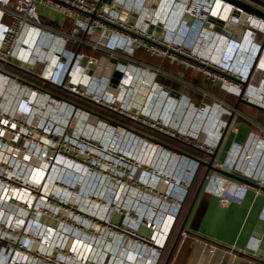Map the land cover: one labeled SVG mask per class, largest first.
I'll use <instances>...</instances> for the list:
<instances>
[{
	"label": "built area",
	"instance_id": "2783aa9c",
	"mask_svg": "<svg viewBox=\"0 0 264 264\" xmlns=\"http://www.w3.org/2000/svg\"><path fill=\"white\" fill-rule=\"evenodd\" d=\"M42 9L45 16L56 14L69 23L68 30L45 24ZM219 20L221 31L215 28ZM244 41L247 51L241 50ZM82 48L102 56L85 55ZM138 52L192 69L234 96L241 94L258 59L244 95L260 94H251L255 83L264 87V18L227 0H0V78L15 86L13 96L0 102V264H160L170 231H163L165 218L175 223L200 163L109 122L97 127V115L3 72L11 65L36 73L42 86L50 84L167 134L195 138L192 129L179 134L147 112L148 94L163 92L173 104L178 100L155 81L160 74L174 76L137 59ZM117 72L122 76L113 84ZM259 96L264 102V92ZM182 98L192 112L222 111L216 119L220 136L223 115L236 111L215 97L212 106L198 107ZM56 112V121L50 120ZM80 112L96 120L103 142L82 137L81 129L70 133ZM106 132L110 137L104 139ZM205 136L195 138L201 149L217 146ZM129 142L139 152L120 149ZM235 148L236 155L220 168L242 171L264 187V176L238 167L241 146ZM52 183L65 199L76 200L85 185L97 193L79 195V208H73L76 202L48 193L45 186ZM225 185L230 194L219 190ZM206 190L241 202L248 188L215 176ZM69 210L73 225L66 221ZM115 214L121 217L118 223ZM144 225L155 235H141ZM202 251L213 255L215 247L205 244Z\"/></svg>",
	"mask_w": 264,
	"mask_h": 264
},
{
	"label": "crops",
	"instance_id": "0c3cea01",
	"mask_svg": "<svg viewBox=\"0 0 264 264\" xmlns=\"http://www.w3.org/2000/svg\"><path fill=\"white\" fill-rule=\"evenodd\" d=\"M240 1L264 13V0ZM241 9L243 12L260 17L246 9ZM41 13L43 14L45 24L56 29L68 30L69 23L64 21L59 15L52 14L45 16L47 12L44 9L41 10ZM69 48L76 51L79 49V47L73 45H70ZM81 51L85 53V55L96 59H99L102 56L101 53L92 52L87 48H82ZM139 54L143 55L146 53L138 52L135 57L147 63V65L159 67L161 62H163L160 60L161 62L157 64L156 58L147 61L143 59L144 56H141L140 58ZM171 65L174 66L175 64ZM188 70L189 69H187V73L191 75L190 80L185 76L187 73H179V76L175 75V73H169L172 74L176 80H178V78L188 79L186 87L189 85L193 89L190 88L189 94L191 96L187 95L194 103L195 107L200 105L199 103L213 101V97L220 99L215 92L210 93L208 90L202 88V86H206L209 88L213 87V90H217L219 85H210L205 80H202L201 77H199V74H196L195 72L191 73ZM193 74L195 76L194 78ZM262 74L263 72L259 71L258 77L261 78ZM206 94H209L210 96H206ZM256 101L258 102V98ZM260 102L261 100L258 104H254V107L264 111ZM233 118H229L231 123L228 130L226 129V135H219L220 137L217 136L212 138V141L214 140V142L217 143V146L211 147V150L201 149L198 146L199 142L197 139L186 138L183 136L173 140L175 143L174 146L158 142V144L171 153L186 156L200 163L196 174L197 177H195L197 185L195 189L192 190V194L185 206V209L188 207L185 217L187 218L185 232L181 235L169 264H264V215L262 217V214L264 213V191L260 189L264 187H261L256 179H251L250 181L258 185L259 188L245 184L216 171L211 170L208 172V165L212 160L211 154L217 151L216 158L213 162L214 168L228 172L239 178H248L242 173V171L234 172V170L228 168H220L225 162L231 161L233 155H236L235 146L240 145L241 152L238 155V160L236 162L238 167L241 170L245 169L256 173L257 177L264 176V125L257 121L255 123L252 121L253 124H256L254 126L257 129L255 130L251 127L249 132L243 136L238 132L239 127H242L241 122L235 124L237 119L236 117ZM257 118L263 119L264 117L260 118V116H258ZM251 133L254 134V137H250ZM255 151H257V155L254 158L247 157L250 153L253 155ZM215 176L224 177L238 186L248 188L244 199L241 202H236L224 198L222 192L224 194H230V190H232L231 187H226V185L220 195H215L207 191L206 185L208 181ZM202 183H204V185L198 193L199 187ZM178 218L179 217H177V219ZM166 220L167 218H165L164 221L165 226L163 227V231L164 233H167L170 230L169 233L171 234L173 229L170 224L171 221L169 219ZM113 221L116 223L120 222V215L115 214L113 216ZM155 233L154 229L149 226L144 225L140 228L141 235L152 236L155 235ZM205 244L215 247L213 255L202 251ZM233 258L234 263L232 262Z\"/></svg>",
	"mask_w": 264,
	"mask_h": 264
},
{
	"label": "rangeland",
	"instance_id": "374dc122",
	"mask_svg": "<svg viewBox=\"0 0 264 264\" xmlns=\"http://www.w3.org/2000/svg\"><path fill=\"white\" fill-rule=\"evenodd\" d=\"M245 44L246 43L244 41L242 43V45H241V50H243L244 47H246ZM247 50H248V47H246L245 51H247ZM245 51H244V54H245ZM139 56L141 58V56L143 57L144 55H140L139 54ZM143 59L147 60V61H151L152 60V58H150L149 56H144ZM154 61H155V59H154ZM156 61H157V64H159L158 62L160 61V59L156 58ZM262 62L264 63V58H263ZM263 63L261 65L264 68V64ZM161 66H162L164 72L175 73V75H177V76H179L178 75L179 73L180 74L187 73V69L184 68V67L182 68L178 64H175L174 66H170V64H168V65L167 64L166 65L162 64ZM188 71L191 72V73L195 72L196 74H199V77H201L202 80L206 81L205 77L202 74L197 73L196 71H194L192 69H189ZM185 76L189 80L191 79V75L189 73L185 74ZM194 77L195 76L193 74V78ZM164 78L167 80L166 81L167 85L172 86L173 84H175L177 82L176 85H175V88H178L187 97L191 96L189 94V92H190V88H192V87H190L189 85H188V87H186V84H187L186 82L188 81V79L181 78L182 79L181 80V79L178 78V80H176L175 77L171 78V77H166V76H164ZM206 82L208 84H210V85H213L209 81H206ZM255 85H256L255 87H257V88L252 87L255 90H252L251 94L254 93V92H256V93L259 92L260 94H263L264 87L261 86V88H259V86L256 83H255ZM14 87L15 86H14L13 82L5 81V80H2L0 78V102L13 96L14 92L12 90H14ZM202 88L208 90L210 93L215 92V94H217L220 97V99L222 98L224 100V102L226 104H228V105L234 106V105L237 104L238 98L233 96V95H230V94L226 93L223 90H221L220 87H219L220 89L218 88L217 90H213V87L209 88V87H206V86H202ZM137 90L142 92V89H139V87H138ZM194 90L199 91L197 89H194ZM249 92L250 91H248V93ZM255 95H257V94H255ZM249 96H250V94L244 95V99L250 101L251 98ZM252 96H253V94H252ZM252 99L250 101L252 104H258V102L260 101L259 99H258V102L254 101V97H252ZM136 100H139V98H137ZM158 101H160V102L158 103ZM206 102H208V101H206ZM214 102H215V100L210 101L208 103H209L210 106H212ZM260 103L262 104L261 106L264 107V102H260ZM145 107H147L146 108L147 112H149V113L151 112L153 114V116L158 117L159 120H160V118H162V120H164L166 123H168L171 126L170 128L174 129L179 134H184L187 129H189V130L192 129L191 130L192 131L191 135H194V136L197 135L196 137H202V136L206 135L207 139H210L211 136H212V138L215 137L217 135L219 129H221V128L217 129V127L219 126V123L217 122L218 119L216 120V118H217V116H218V118L220 117V115L222 114V111H220V113H219L218 111L211 110V112L208 113V111H206V112H204V114L198 113V112H192L190 109L187 108L188 106H187V101L186 100L181 98L180 100H178L177 103L173 104L172 102H170L167 99V97L164 95L163 92H160V94L157 97L155 95H153V94H148L147 100L145 102ZM92 108H93V106H92ZM93 109H95V108H93ZM152 110H154V111L152 112ZM96 111H98V110H96ZM147 112L145 110L143 111V113H145V114H147ZM206 113H208V114H206ZM228 114L227 115H223V117H222V120L226 124V125L225 124H221V127H222L221 135L222 136H224L226 134V129H228V124H229L228 118H232L231 115L230 114L228 115ZM234 114H235L234 117H236V119H237L235 124L240 123V122L242 124V127L241 128L239 127L238 132H239V134L241 133V135H243V136L246 135L249 132L251 127H253V129H255V130L257 129L254 126L256 124H253L252 121L254 123L257 121L258 123L264 125V120H263L264 118L263 119L257 118L258 116H260V118L264 117V111L260 110L257 107L252 106L249 103H247V104L244 103L243 105H241L239 107V111H235ZM79 115L80 116H77V118L72 119V121H74L73 125L75 127H73L71 129L70 133L71 134H72V132L78 133L80 131V129H81L82 133H80V134L82 135V137L89 138V139L94 140L96 142H98V141L103 142V140L98 137V136H100V134H97V132H99L100 129L97 132H95L94 123L90 122V118L87 117L88 119L87 118L85 119V117H84L85 114H83V113H79ZM207 115H208V117H207ZM56 116H57V112L54 113V115H52V116H48V118L50 120H52V121H56L55 120ZM111 117L116 119V117H113V116H111ZM101 119H99L100 122L96 124L97 127L100 126V124L102 122L103 123H108V122H105L103 119L102 120ZM80 122H82L81 126H80V124H81ZM90 123L92 124V126H91L92 129H93L92 131L89 130L90 129V127H89ZM215 124H218V126L215 127L214 126ZM76 135H78V134H74V136H76ZM218 135H220V133H218ZM107 136H109V135L106 132V133H104V137L103 138L106 139L105 137H107ZM111 138H113L114 140H117V136L115 134H111ZM135 147L137 148V145L133 144V142H131V143L129 142V145H122L120 147V149L121 150L125 149L126 152H127L128 150H130V148L132 150ZM136 152H139V147L137 148ZM134 158H137V155H134ZM143 158H147V157H143ZM234 172H237V171H234ZM149 179L151 181L152 177L150 176ZM53 186H55V185H53V183H52V184L46 185L45 188H46V190L48 191V193L51 196L53 195V196H57L59 199H61V198L63 199L65 197L64 194H61L59 192V190H57V188H54ZM94 193H97V190L92 188V186L85 185L82 188V190L78 193V196L76 197V200L73 199V198H66V199L64 198V199L66 201H68V202H72V203L76 202V203H73L74 204L73 208H75L76 204H77V206L79 208L80 200L77 201V199H79V195L88 197V196H91ZM51 202H53V201H51ZM85 205H87L86 202L82 201L81 202V208L83 209V207ZM86 208H89V207H86ZM187 210H188V207L186 209H184L182 213H179L181 215L179 216V218L175 222V223H177L176 226H175V224L172 225L173 229H172V233L171 234L169 233L170 235L168 234L169 235V238L167 240V245L168 246L166 245L167 248L164 251L165 255L168 254L169 250L171 249V247H172V245H173V243H174V241L176 239V236L180 232V228H181L182 223L184 222V219H185L184 217H185V215L187 213ZM73 212L74 211L69 210V214L66 213V215L68 217V218H66V221L69 223V225H71V224L73 225V223L75 222L74 218H70V216H71L70 213H73ZM21 216H25V213H21ZM44 221H46V220H44ZM57 224H53L52 223L53 227H55V228L57 227ZM68 232H69V230H68ZM163 256H164V253H163L162 257H161L162 261H160L161 262L160 264H164L165 263L164 259L166 260L168 255H166V258H164L165 256L164 257Z\"/></svg>",
	"mask_w": 264,
	"mask_h": 264
},
{
	"label": "trees",
	"instance_id": "16d2710c",
	"mask_svg": "<svg viewBox=\"0 0 264 264\" xmlns=\"http://www.w3.org/2000/svg\"><path fill=\"white\" fill-rule=\"evenodd\" d=\"M143 55L144 56H149L147 54H143ZM161 61H163V62H161ZM161 61H159L158 63L161 62V63H163L165 65L166 64L167 65L170 64V62L167 61V60H161ZM170 66H172V65L170 64ZM3 72L7 73L10 76H14V77L18 76L21 81H23V82H25L27 84L41 86V88L43 90L49 92L50 94H52V95H54L56 97H59L61 99H64V100H66V101H68V102H70V103H72V104H74V105H76V106H78L80 108H83L84 110H87V111H89V112H91V113H93V114H95V115H97L99 117L105 118V119H107L109 121H112V122H115V123H119V124H122V123H127L129 125L132 124V122L129 121L127 118H124V117L119 116V115H117V114H115L113 112H110L107 109H104V108H102V107H100V106H98V105H96V104H94V103H92V102H90L88 100L81 99V98H79V97H77V96H75L73 94L67 93V92H65V91H63V90H61V89H59L57 87H54V86L50 85V84H46V85L42 86L41 85V81L38 79V76H37L36 73H30V72L18 69V68L14 67V66H11V65L6 66ZM161 81L164 82V83H167L164 80H161ZM92 106L95 109H93ZM96 110H98V111H96ZM111 116L116 117V119L112 118ZM138 129L140 131H142V132L146 131V135L151 137L152 140H154L157 143L158 142L161 143V144L164 143V144H167V145H170V146L171 145H173V146L175 145V143L173 142L174 139H172L171 137H169L167 135L156 133V132H152V131H150L148 129H145V131L142 128H138ZM196 183L197 182H196V178H195V180L193 181L192 186H191V188L189 190V194H188L185 202L183 203V206H182V209H181L180 213H182L183 210L185 209L186 203H187L190 195L192 194V190L195 189V187L197 185ZM179 215H181V214H179ZM185 217H186V215H185ZM185 219H184V221H185ZM183 223H182V225H183ZM176 224L177 223H175V226H176ZM182 225H181V227H182ZM167 246L164 248V251L166 250ZM166 255H168V254H166ZM166 255H165V252H164V256L165 257L164 256L163 257L166 258ZM164 261H165V259H164Z\"/></svg>",
	"mask_w": 264,
	"mask_h": 264
},
{
	"label": "flooded vegetation",
	"instance_id": "af4514ba",
	"mask_svg": "<svg viewBox=\"0 0 264 264\" xmlns=\"http://www.w3.org/2000/svg\"><path fill=\"white\" fill-rule=\"evenodd\" d=\"M151 58H152V57H151ZM259 58H260V57H259ZM258 61H259V60L257 59L256 62H255V64L253 65L254 68H253V70L251 71L248 80L244 83V85H243V87H242V92H241V94H240L239 96H235V97L238 98L237 104L234 105V106H231V105H228V104H226V103L224 102L227 106H229V107L235 109L236 111H239V107H240L241 105H243L244 103H245V104L249 103V104H251L252 106H255V105L252 104L250 101L244 99V93H245V91L247 90L248 85H249V83H250L251 80H252V77H253V75H254V71H255V69H256V66H257ZM262 63H263V62H262ZM146 64H147V63H146ZM162 64H163V63H161L160 66L158 67V68H160L161 70H163V69L161 68V67H162V66H161ZM165 73H167V72H165ZM168 74H169V75H172V74H170V73H168ZM164 76H165V75H162V74H160L159 76H157V77L155 78L156 83H158L159 85L162 86V90L166 93L167 96H169V97H171V98H175V99H177V100H180V99L182 98V96L184 95V93L182 94L178 88H175L174 84H173L172 86H169V85H167L166 83L162 82V81H161L162 79H163L164 81H167V80L164 78ZM258 84H259V83H258ZM177 94H178V96H177ZM230 95H231V94H230ZM185 96H186V95H185ZM233 96H234V95H233ZM187 98H189V97H187ZM204 103H206V104L209 105L208 102H204ZM198 106H199V105H197V107H198ZM108 111H110V110H108ZM110 112H113V113H115V114H117V115H119V116H122V117H124V118H127L129 121L132 122V124H131V125H129V124H127V123L119 124V123H115V122L109 121V120H107V119H105V118H102V117H100V118H102L103 120L109 122V123L112 124L113 126L121 127V128H123V129L128 130V131H131V132L135 133L136 135L141 136V137H143V138H146V139L152 140L151 137H149V136L146 135V131H145V129H148V130H150V131H152V132H156V133H160V134L167 135V136H169V137H171V138H173V139H177V138L181 137V136H176V135L173 136V135L167 134L166 132L161 131V130L158 129V128H153V127H151V126H147V125H144V124H142V123L135 122V121L131 120V118H129V117H127V116H124V115H122V114H119L118 112H114V111H110ZM234 116H235V114H232V115H231L232 118H233ZM98 117H99V116H98ZM106 118H107V117H106ZM228 119H229V118H228ZM228 122H229V124H228V128H229L230 123H231V120L229 119ZM138 128H142L145 132L140 131ZM227 130H228V129H227ZM225 135H226V134H225ZM152 141H154V140H152ZM154 142H155V141H154Z\"/></svg>",
	"mask_w": 264,
	"mask_h": 264
},
{
	"label": "water",
	"instance_id": "95a60500",
	"mask_svg": "<svg viewBox=\"0 0 264 264\" xmlns=\"http://www.w3.org/2000/svg\"><path fill=\"white\" fill-rule=\"evenodd\" d=\"M150 1L151 0H148V3H150ZM158 1L159 0H155V3H157ZM227 1L230 2L233 5L239 6V7L243 8V9H246L247 11H249L251 13H255V14L259 15L260 17L264 18V13H262V12L256 10V9H254L253 7L249 6L248 4L243 3L240 0H227ZM117 8L119 9L120 6H117ZM210 21H212V22L215 21V18L211 17L210 18ZM212 22L207 23V27L213 28ZM222 24H223L222 21H220V20L217 21V26L215 27L216 30L221 31L222 30L221 29ZM224 34L227 35L228 37H231L232 36L231 33H229V32H224ZM86 61H87V57H85V59L83 60V65L86 64ZM121 76H122V74L120 72L115 73L114 78L112 80V83L113 84H118ZM177 96H178V94H177ZM216 155H217V151H215V153L211 154L212 160H211V162L208 165V172L211 171V170L212 171H216L218 173H221V174H223L225 176H229L231 178H234V179H236V180H238L240 182H243L245 184H248V185L255 186V187L259 188L258 185H256L255 183L251 182L248 179L239 178V177H236V176H234V175H232V174H230L228 172H225V171H222L220 169L214 168L213 167V162H214V160L216 158ZM203 185H204V183H202L201 186L199 187L198 193L201 191ZM260 189L264 191V188H260ZM186 222H187V218L185 219V221H184V223H183V225H182V227L180 229L179 234L176 236V239H175V241H174V243H173V245H172V247H171V249H170V251L168 253V256H167L164 264H169L170 263V260H171L173 254H174V251H175V249L177 247V244H178V242H179V240L181 238V235H183V233L185 232Z\"/></svg>",
	"mask_w": 264,
	"mask_h": 264
},
{
	"label": "bare ground",
	"instance_id": "6f19581e",
	"mask_svg": "<svg viewBox=\"0 0 264 264\" xmlns=\"http://www.w3.org/2000/svg\"><path fill=\"white\" fill-rule=\"evenodd\" d=\"M257 84H258V83H257ZM139 89H142V88H140V87H139ZM259 95H261V94H259ZM259 95H256V96L254 97V101H256V100H257V98H258V99H260V98H261L260 100H261V102H262V99H263V97H261V96H259ZM137 98H139V100H138V101H140V100H141V97H136V99H137ZM261 105H262V104H261ZM80 113H81V112H80ZM152 115H153V114H152ZM216 116H217V115H216ZM84 117H85V119L87 118V116H86V115H84ZM207 117H208V115H207ZM87 119H88V118H87ZM216 119H218V118H216ZM95 121H96V120H94L93 118H91V119H90V122H91V123H94V124H95ZM80 123H81V124H80V126H81V125H82V122H80ZM91 123L89 124V127H90V129H89V130H91V131H92L93 129H92V127H91V126H92V124H91ZM214 126H215V127H217V126H218V124H215ZM99 129H100V128H98V130H99ZM218 133H220V129H219ZM218 133H217V135H216V136H219V135H218ZM211 139H212V136H211V138H210L209 140H211ZM224 189H225L224 187H222V188L220 187V188H219V190H224Z\"/></svg>",
	"mask_w": 264,
	"mask_h": 264
}]
</instances>
